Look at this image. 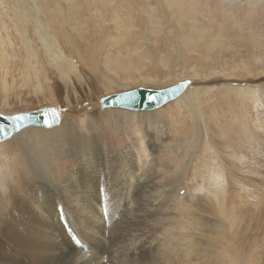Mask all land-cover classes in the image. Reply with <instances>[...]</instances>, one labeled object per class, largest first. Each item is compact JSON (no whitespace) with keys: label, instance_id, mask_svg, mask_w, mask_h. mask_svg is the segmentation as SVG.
Listing matches in <instances>:
<instances>
[{"label":"rangeland","instance_id":"obj_1","mask_svg":"<svg viewBox=\"0 0 264 264\" xmlns=\"http://www.w3.org/2000/svg\"><path fill=\"white\" fill-rule=\"evenodd\" d=\"M114 1L122 3L119 6L122 25L112 14V5L108 11H100L103 16L97 14L101 3L98 0H0V114L12 115L42 107L64 109L59 110L58 127L28 128L0 143V264H58L52 242L42 227L45 217L39 212L40 206L44 201L53 226L59 225L56 204L61 203L64 208L61 222L66 223L68 216L76 215L67 197L70 185L81 182L76 175L78 169L83 176L88 175L84 170L86 165L96 171V174L88 172L96 190L100 186L107 192L105 201L110 217L121 219L114 221L113 229L108 228L104 245L95 244L99 250L104 249L110 264H114L111 248L118 243L119 246L125 243V247L136 244L143 250L145 238L150 235L146 231L142 245L137 241L139 229L143 224L148 226L144 223L147 218L156 215L166 225L176 224L178 203L165 202V196L184 203L189 193L196 195L199 202L204 201L201 210L196 206L191 210V218L196 222L192 257L196 263L193 264H229V258L251 264L252 259L261 255L250 243L254 228L247 219L239 218L233 223L206 209L204 188H209V173L200 168L205 161L198 162L203 152L211 148L213 157L204 159L213 175L216 166L222 168L225 189L231 180L249 181V186L255 182V173L246 176L240 169H256L251 160L258 156L259 149L264 156L261 148L264 147L261 141L264 137V0L252 4L247 0ZM123 3L132 8L127 9ZM60 53L71 63L63 75L56 64ZM184 80H189V86L182 97L154 111L98 108L97 100L103 95L139 87L164 89ZM192 91L200 94L193 103L204 120L198 137H211V141L192 142L193 149L199 152L178 156L175 153L178 149L174 148L180 142L179 137H190L193 127L189 116H185L187 113H180L179 107ZM136 129L141 137H146L145 143L150 140L149 144L157 146L149 150L145 164L148 174L143 172L140 187L132 188L138 203L127 206L128 187L122 183L127 175L120 156L134 152L137 135L133 130ZM34 137H59V145L47 140L41 142L44 147L41 151L32 140ZM172 137L178 138L171 143ZM232 137H257L260 141L250 142L247 138L242 142ZM152 140L158 143L154 145ZM168 140L169 145H165ZM18 146L24 154L13 164L11 158ZM179 150L187 153L184 146ZM3 151L8 157L3 156ZM236 154L238 161L232 159ZM246 159L251 162L247 163ZM261 159L264 162V157ZM61 174L65 178L60 179ZM149 184L158 188L139 199V194L143 197L142 188ZM96 195L98 203L97 191ZM158 203L163 204L161 211L157 210ZM143 205L147 206L144 211ZM134 206L140 208L136 210ZM249 206L252 210V204ZM66 228L70 227L64 226L65 233ZM219 240L230 247L226 251L229 257L223 256Z\"/></svg>","mask_w":264,"mask_h":264},{"label":"bare ground","instance_id":"obj_2","mask_svg":"<svg viewBox=\"0 0 264 264\" xmlns=\"http://www.w3.org/2000/svg\"><path fill=\"white\" fill-rule=\"evenodd\" d=\"M98 1L101 3L100 4L98 3L99 7L96 6V7H98L97 14L103 16V14H101L100 11H108V8L109 7L111 8L110 5H112L113 6L112 14L115 15L116 20L120 19L119 18V16H120L119 12H121V10L119 9V6L122 5V3L120 1H117L116 3L114 0H98ZM228 1H235V0H228ZM247 1L249 4H252L253 2H256L258 0H247ZM125 3H123V5L126 6L127 9L132 8V6L127 5ZM129 3H131V2H129ZM253 5H256V4H253ZM77 16H79V15H77ZM104 17H106V16L104 15ZM122 23H123V21L120 23V25H122ZM56 60H57L56 64H58V67L61 69V70L60 69L59 70L62 71L60 74L63 75L66 67H67V69L70 68L71 63H70L69 59H67L66 57H63L61 53H60L59 59L57 58ZM66 71H68V70H66ZM107 79H111V78L107 77ZM109 82H111V81H109ZM233 85H235V84H233ZM230 90H232V89L230 88ZM184 92H185V90L177 99L181 98L182 95L184 94ZM189 94L190 95L188 96V99L184 100L183 106L179 107L180 108L179 112L182 114L184 112L187 113V115H185V116H189V118H190L189 120L192 121L193 127L189 133V134H191V136L189 135L190 137H179L180 142H179L178 146L179 147L184 146V148L187 149V153L185 150L180 151L179 147L176 144L175 145L176 147L174 148V150H176V148L178 149V151L175 152L176 155H178V156L180 154H183L184 156H186L190 152H191L190 154H196L197 152H199L198 150L193 149L192 142L193 143H195V142L201 143V141H203V139H205L204 141L206 143H207L206 140L211 141V137H198L199 132H201V127L204 124L203 123L204 120H203L202 114H199V113L197 114L193 102L198 98V96L200 94H199V92H196V91H192ZM254 101H257V99H255ZM262 114H263V112H262ZM215 120H217V119H215ZM259 122H260V120H259ZM262 122H264V121H262ZM124 124H127V123L125 122ZM262 124H264V123H262ZM153 125L154 124H152V126H149V127H153ZM223 128H225V127H223ZM258 129L261 130V127L259 126ZM188 131H189V129H188ZM133 132L137 135V137H136L137 139H135V137H134V139H135V142H133V143H135V145L133 144L134 148L132 146V148L134 149V152H130L129 154H127L126 157L120 156L121 157L120 162H122V165H124L125 172L127 175L126 178L124 177L125 179L122 182L123 186L128 187L126 190V199H127L126 201H128L129 204H127V206L128 205L132 206L131 204H133L135 202L138 203V201H137L138 198L134 197V195H133L134 189L132 190V188H134V187L137 188L136 186L140 187L139 181H140V177L142 176L141 174L143 172H145V164L147 163V160H148L147 158L149 157V150H150V148H154L157 146V145L152 146L151 144H149L148 142L150 140L148 142L146 141V143H145L146 137H141V133H140L139 129L133 130ZM176 135H178V134H176ZM195 136H197V137H195ZM60 138H63V137H60ZM151 138H153V137H151ZM177 138L178 137H174V138L172 137L170 142L176 141ZM232 138H235L237 141H242V142L247 138H248V140H250V142L251 141H253V142H259L260 141L257 137H247V138L246 137H232ZM15 140H17V139H15ZM32 140H35L37 148L39 147L38 149H40L41 151L44 150V147L41 146V142L43 143V142L49 140L50 142L54 143L55 146L59 145L58 144L59 143V137H34V138H32ZM63 141H64V139H63ZM63 141H61V142H63ZM261 141H264V137L261 138ZM18 142H16V143H18ZM29 142H31V141H29ZM153 142L152 143L155 145L157 141L154 140ZM146 144L148 146H146ZM32 145H35V144H32ZM165 145H169V140L167 142H165ZM246 145H244L245 148H246ZM259 145H263V144L259 143ZM209 147H212V146H209ZM171 148H172V146H171ZM247 148L248 149L246 150V152L249 151V147H247ZM251 148H254L253 144H252ZM251 148H250V151H251ZM261 148L264 149V147H261ZM14 149H15V152L11 158L13 164H15V162H17V158H19V156H21V154L22 155L24 154L23 148H21L20 146H18V148H14ZM33 149H35V148H33ZM133 149H131V151H133ZM51 150H53V148ZM35 152H37V151H35ZM253 152H255V151H253ZM253 152H251V153L253 154ZM51 153L53 154V152H51ZM234 153H235V151H234ZM242 153H245V151ZM242 153L240 152L241 155H242ZM6 154L7 153L4 152L3 156H7ZM60 155H62V154H60ZM27 156H28V154H27ZM29 156H30V152H29ZM206 156L207 157L209 156V158L213 157L211 148H208V150L203 152V158L199 159V162H198V164H199L202 160H204L205 162L203 163V165L200 168L203 170L204 173H207V171L209 173V176H208L209 188H204V191L207 193L206 195H204L205 201L207 202V203H205L206 209L213 210L215 213L211 212V214H213V215L217 214L216 216H219L221 219L225 217V219L230 220V222H233V223L236 222L239 218L247 219L255 230V232L253 233V239L250 240L251 241L250 243H251V245H254L255 250L260 251V254H261L260 258H258V259L254 258V260L252 259L251 264H264V172H262L264 170L261 169V167H264L263 159H261L262 157H264L263 152L260 151V149H259L258 156L252 158V160H251V161L255 162L256 169H251L250 171L240 169V172L243 174H246V176H247V173H252V174L255 173L256 174V179L254 178L255 182H254V184H251L253 187L251 185L250 186L248 185V184H250L249 181L245 182L242 179H240V180H231L230 185L228 186L227 189H225L223 186V174L224 173H223L222 168L220 166H216V169H215V172L213 175V170H211V169L209 170V168L206 164L207 160L204 159V157H206ZM232 156H233L232 157V159H233L239 155L236 154V155H232ZM237 158H235V160H237ZM4 159H5V157H3V160ZM21 159H22V156H21ZM6 160H7V158H6ZM246 160H247V163L251 162V161L248 162V159H246ZM8 161H9V158H8ZM32 161H35V160H32ZM41 161H43V160H41ZM50 161H52V159H50ZM50 161H49V163H50ZM241 161H243V159ZM18 163H21V162H18ZM22 163H24V162H22ZM38 163H41V162H38ZM36 164L37 163H35V162L32 164L33 168H35L34 166ZM47 165H48V162H47ZM194 165H196V164H194ZM237 165L238 164H236V166ZM228 166L229 165H227V167ZM236 166H235V168L237 169ZM228 168H230V166ZM248 168L250 169V166H248ZM51 169H52V167H51ZM80 170L81 169H78V172L76 175L78 178L81 179V182L79 184L74 182L72 185H70V194H69V197H67L69 200V204L71 206L70 208L72 209V213L76 212V215L71 216L70 215L71 213L69 214L67 211L66 213H68L71 217L67 215L68 217L66 218V223L64 220H62V222H61L59 219L62 216L64 217V214H63L64 208H63V205L61 203H60L61 208H60L59 204H56L54 209H55L57 215L59 216V218H57L59 225L53 226L52 223L50 222L51 219L49 217V214H50L49 210L46 209V205H45L44 201H42L41 206H40V211H39L40 214L45 217V220H44L45 222L42 223V227H44L45 234L47 235L48 240L52 242L53 251L55 250L54 251V255L56 256L55 258L58 257V260H57L58 264H110L109 258L107 256H105L104 249L102 248V250H99L95 244L104 245V243H106L107 235L109 232L108 228H110V230H111V228L113 229L114 226H112V224L114 223V221L115 220L119 221L121 219L116 218V217L113 218L112 216L110 217V214L108 213V210L106 209V201H105L106 200L105 194L107 192L105 193L104 190L100 189V186H98V188L96 190L95 186L92 184V181H91V178H90V175L88 172H90L92 174H96V171H93V169H89V167L86 165L84 167V170L87 171L88 175L83 176V174H81ZM174 170L177 171V169H175L173 167V171ZM145 173H147V171ZM145 173L143 175H145ZM59 176L61 177L60 179H62V177H64L65 175L61 174ZM243 176L245 177V175H243ZM55 178L56 177H54V179ZM41 179L44 180L45 178L43 177ZM47 179L50 181L49 178H47ZM51 179H53V178H51ZM75 180H76V178H75ZM44 182H46V181L44 180ZM119 182H121V180ZM56 185H58V184H56ZM96 187H97V185H96ZM156 188H158V187H156ZM156 188L151 187L150 184L148 185V187L142 188L141 194H143V197L142 196L140 197L139 196L140 194H139L138 195L139 199L145 198V195L149 194L150 191L156 190ZM249 188H252V190H249ZM78 189H79V191H78ZM57 191H61V190H57ZM96 191L98 192V203L95 202V200H96L95 197H97ZM55 192L56 191H54V193ZM60 193H62V192H60ZM68 193L69 192H67V194ZM79 193H80V195H79ZM130 194H131V199H129ZM56 195L58 197L57 193H56ZM187 195H188V198H186L185 201L182 200L184 203L173 201V200L169 199L167 196H165V199H164L165 202H171L174 204L178 203V206H179L178 215L179 216H178L176 224L166 225V224H164V220H162L159 216H156V215L151 216V217L146 219L147 222H144V223H147L148 226L143 224L142 228L139 229L141 231V233H139V239L137 241V243L138 242L139 243L144 242L145 236L143 237V235L146 234V231H147V235L148 234L150 235L148 238H145V245H143L144 246L143 250H142V248L139 249L138 245H136V244L133 245L132 247H125L126 246L125 243H124L125 245L121 243V246H119V243H118V245H116V247L112 246L111 249H113V251L111 252L110 255H112V259L114 260V264H193V263H196L193 261L194 258L192 259V257H194V255H193V250H194L193 249L194 248V240L193 239L194 238L193 237L196 234V233L194 234L193 229L195 227L196 222H194L191 218V210L194 206L198 207L201 210V207L203 206L204 201L199 202V199L194 194L189 193ZM62 200H64V199H62ZM100 200L102 202H100ZM158 200H159V198H158ZM190 202H195V203L193 205H191ZM123 203H125V202H123ZM66 204H68V203H66ZM149 204H152V203H149ZM251 204L253 207L252 210L249 209V208H251V206H249ZM139 206H141V205L139 204ZM145 206L143 205V207H141L142 208L141 210L144 211V209L147 208V206H146V208H145ZM162 206H163L162 203H158L157 204V207H158L157 210L161 211ZM68 207H69V205H68ZM134 207H133V209H134ZM137 207H138V205H137ZM148 207H154V205L153 206L150 205ZM139 208H137V209H139ZM135 209H136V207H135ZM157 210H155V211H157ZM102 211H104L105 215H102ZM141 213H143V212H141ZM141 213H138V215H140ZM111 220H112V222H111ZM142 221H145V219ZM142 221H140V222H142ZM167 222H168V220H167ZM66 224L70 228H66V233H65L64 226L66 227ZM120 224L123 225V222H121ZM34 225H36V224H34ZM144 225L148 228L146 229L144 227ZM160 227H161V230L163 231V233L160 232L161 231ZM60 228L62 231L60 230ZM151 228H155V230L151 231L150 230ZM242 228H243V226H242ZM158 230H160V231H158ZM71 234L75 236L76 240H78L81 243V245H83L85 247V249L78 247L77 245L74 244V241H72L70 238ZM217 235H218V237L220 236V234H217ZM240 236H242V235H240ZM13 239H14V237H13ZM128 239L130 240V244H132L131 239L130 238H128ZM210 241H211V239H210ZM125 242H127V241H125ZM219 242H220L219 244L221 245L220 247H223V248H221V249H223L222 250V252L224 253L223 256H225V258L229 257L230 255L229 256L226 255L227 248L229 247V246H227L228 244L223 242L222 240H219ZM88 243L92 244L91 245L92 247H90L88 245ZM211 244H212V242H211ZM229 249H230V247H229ZM215 251H217V250H215ZM213 257L214 256H212V258H209V259H213ZM216 258H218V257H216ZM237 260H238V258H237ZM213 262H211V263H213ZM228 262H229V264H241L240 262L237 263L234 258H229ZM219 263H220V260H219ZM225 263H227V262H225ZM200 264H204V263H200Z\"/></svg>","mask_w":264,"mask_h":264},{"label":"water","instance_id":"obj_3","mask_svg":"<svg viewBox=\"0 0 264 264\" xmlns=\"http://www.w3.org/2000/svg\"><path fill=\"white\" fill-rule=\"evenodd\" d=\"M189 86V80L179 81L164 89L135 88L101 96L97 100L100 110L122 109L131 112H149L175 101ZM59 110L42 107L12 115L0 114V142L12 138L28 128L50 130L60 124Z\"/></svg>","mask_w":264,"mask_h":264},{"label":"built area","instance_id":"obj_4","mask_svg":"<svg viewBox=\"0 0 264 264\" xmlns=\"http://www.w3.org/2000/svg\"><path fill=\"white\" fill-rule=\"evenodd\" d=\"M102 215H105V214H104V211H102Z\"/></svg>","mask_w":264,"mask_h":264}]
</instances>
